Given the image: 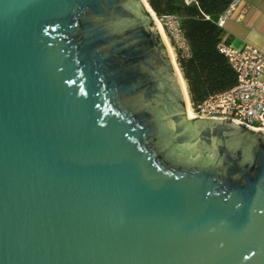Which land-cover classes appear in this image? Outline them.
Listing matches in <instances>:
<instances>
[{"label": "water", "instance_id": "95a60500", "mask_svg": "<svg viewBox=\"0 0 264 264\" xmlns=\"http://www.w3.org/2000/svg\"><path fill=\"white\" fill-rule=\"evenodd\" d=\"M189 112L143 0H0V264H264V129Z\"/></svg>", "mask_w": 264, "mask_h": 264}, {"label": "trees", "instance_id": "16d2710c", "mask_svg": "<svg viewBox=\"0 0 264 264\" xmlns=\"http://www.w3.org/2000/svg\"><path fill=\"white\" fill-rule=\"evenodd\" d=\"M147 1L159 18L179 20L187 51L177 47V62L194 104L236 85L237 73L219 50L223 27L217 23L233 0Z\"/></svg>", "mask_w": 264, "mask_h": 264}, {"label": "built area", "instance_id": "2783aa9c", "mask_svg": "<svg viewBox=\"0 0 264 264\" xmlns=\"http://www.w3.org/2000/svg\"><path fill=\"white\" fill-rule=\"evenodd\" d=\"M243 1L233 0L218 17V25L223 27ZM161 19H169L177 23L179 48L187 51L185 40L179 30L178 18L167 16ZM219 50L227 56L236 71L237 83L228 90L211 95L197 104L190 100L194 115L227 117L255 129H264V52L249 45L236 48L223 40L219 44Z\"/></svg>", "mask_w": 264, "mask_h": 264}, {"label": "crops", "instance_id": "0c3cea01", "mask_svg": "<svg viewBox=\"0 0 264 264\" xmlns=\"http://www.w3.org/2000/svg\"><path fill=\"white\" fill-rule=\"evenodd\" d=\"M222 29V40L233 47L249 45L264 52V0H244Z\"/></svg>", "mask_w": 264, "mask_h": 264}, {"label": "rangeland", "instance_id": "374dc122", "mask_svg": "<svg viewBox=\"0 0 264 264\" xmlns=\"http://www.w3.org/2000/svg\"><path fill=\"white\" fill-rule=\"evenodd\" d=\"M157 18L159 19L160 23L162 24L163 28H164V32L166 34L167 40L169 42V45L172 48V51L174 53V57L177 62V47H179V43H180V39L176 33V22H173L172 20L169 19H161L157 16ZM179 67V64H178ZM180 68V67H179ZM181 71V70H180Z\"/></svg>", "mask_w": 264, "mask_h": 264}, {"label": "bare ground", "instance_id": "6f19581e", "mask_svg": "<svg viewBox=\"0 0 264 264\" xmlns=\"http://www.w3.org/2000/svg\"><path fill=\"white\" fill-rule=\"evenodd\" d=\"M143 1H144L145 4L147 5V7L151 10V12L153 13V15L156 17L158 23L160 24V27H161V30H162L163 36H164L165 41H166V43H167V45H168V47H169V49H170V52H171V55H172V59H173L174 65L176 66V68H177V70H178V73H179V75H180V78H181V81H182V84H183V88H184V91H185V95H186V99H187L188 106H189V111H190V112H189V115H190V117H195V115H194V113H193V111H192V108H191V104H190L191 102H190V98H189V94H188V90H187L186 82H185V80H184V78H183V76H182V74H181L182 72L180 71V68L178 67V64L176 63V60H175V57H174V53H173V51H172L171 46L169 45V42H168L167 37H166V34H165V32H164V28H163L162 24L160 23L159 19L157 18L156 13L154 12V10H153V9L151 8V6L149 5L148 1H147V0H143Z\"/></svg>", "mask_w": 264, "mask_h": 264}]
</instances>
